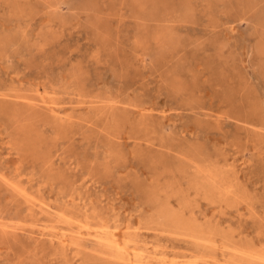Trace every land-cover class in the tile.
<instances>
[{
  "label": "rangeland",
  "instance_id": "374dc122",
  "mask_svg": "<svg viewBox=\"0 0 264 264\" xmlns=\"http://www.w3.org/2000/svg\"><path fill=\"white\" fill-rule=\"evenodd\" d=\"M0 221V264H129L102 225L140 264H255L264 0H0Z\"/></svg>",
  "mask_w": 264,
  "mask_h": 264
},
{
  "label": "bare ground",
  "instance_id": "6f19581e",
  "mask_svg": "<svg viewBox=\"0 0 264 264\" xmlns=\"http://www.w3.org/2000/svg\"><path fill=\"white\" fill-rule=\"evenodd\" d=\"M214 189L215 188H212V190H214ZM163 211H165V210H163ZM168 211H169V209H167V213H168ZM170 213H171V211H170ZM174 215H176L175 212H174ZM43 227L47 228L46 230L49 231L50 233H53L54 235H56V231H54L53 227L47 226V225H44ZM191 236H193V235H191ZM89 237H91V238H87V239H90L91 241L95 242L96 244H98L100 246V248H101L100 253L102 255H105L106 257H109L110 259L117 261L118 263H123L126 261L129 264H140V262L138 261L136 256L132 253L131 248L129 246V243L132 242L131 239L123 237L118 232L110 231L106 225H102L101 231L96 232L95 234H90ZM197 238H201V237H197ZM201 239H203V238H201ZM203 240H207V239H203ZM58 241H60V243H62V244L67 243V239L65 238L64 233H61V239L60 240L58 239ZM234 249H235L234 250L235 254L237 253L242 260L254 262L255 264H264V252L262 250H259V249L255 250V249H251V248L250 249L249 248H238V247H236ZM150 263H151V261L147 260L146 264H150ZM231 264H238V263H231Z\"/></svg>",
  "mask_w": 264,
  "mask_h": 264
}]
</instances>
